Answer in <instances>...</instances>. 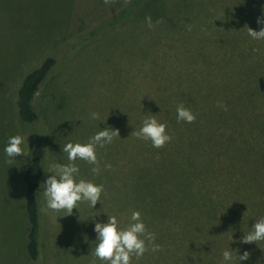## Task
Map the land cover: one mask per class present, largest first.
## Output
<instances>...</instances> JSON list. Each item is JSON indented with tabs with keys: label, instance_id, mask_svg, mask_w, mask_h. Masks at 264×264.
Masks as SVG:
<instances>
[{
	"label": "rangeland",
	"instance_id": "1",
	"mask_svg": "<svg viewBox=\"0 0 264 264\" xmlns=\"http://www.w3.org/2000/svg\"><path fill=\"white\" fill-rule=\"evenodd\" d=\"M96 1L101 0H80L77 11L71 13L73 0H0V139L4 140V148L14 132L19 134L13 108L19 77L47 53L55 58L56 66L34 98L38 116L50 138L45 181L54 174L53 165L70 163L62 151L65 144H86L90 137L107 127L119 130V137L111 144L97 148L101 169L98 175L91 171L94 165L75 161L80 169L77 180L104 185L105 192L96 206L92 208L89 202L82 201L72 215L52 210L42 212V264H106L94 256L97 244L94 227L97 222L106 223L108 216L113 215L121 228L131 223L130 203L123 210L120 207V212H114L119 179L121 184L122 179L127 182L123 192L129 193L130 160L132 164L135 148L146 143L131 134L143 126L146 117L155 115L161 122L168 101L178 102L185 96L184 85L185 93L193 94L189 81L210 79L212 72H199L198 68L222 58L237 59V55L228 56L237 47L242 48V82L248 85L246 94L253 96L251 104L247 95L242 98V127L255 126L258 142L264 140V84L256 87L258 79H264V40H254L248 35V27L256 31L264 27L257 24V18L264 17V0H184L176 4L167 0L163 13L134 11L97 38L79 44L74 52L68 44H58L62 42L58 38H67L75 31L73 26H79L77 30L83 27L84 32L80 34H84L108 15V5L98 6ZM29 13L33 19L29 20L31 27L26 29L23 21ZM37 13L45 17L43 29L35 24L32 27ZM149 16L152 28L146 22ZM157 20L162 22L157 24ZM219 78L212 84L217 86ZM153 106L158 110L152 114ZM93 112L99 114V119L92 118ZM30 130L36 131L24 128L23 132ZM243 155L245 150L242 152L245 164ZM3 157L0 158V249L3 253L0 264H14L16 231L21 228V220L14 219L11 195L12 191L15 196L17 192L20 195L26 156L16 157L11 164L6 162L7 156ZM105 164H111V169L106 170ZM242 169L246 171L245 176L242 174V184H247L248 169ZM219 176L212 180L218 185L212 198L225 199L226 177L229 179L235 174L223 170ZM254 180L262 185L264 175ZM167 186L163 183V188ZM44 189L45 185L43 207ZM208 189L212 193L210 185ZM236 192L241 196L246 193L243 188L242 192ZM203 227L206 229L207 223ZM18 255V262L27 264L22 252Z\"/></svg>",
	"mask_w": 264,
	"mask_h": 264
},
{
	"label": "trees",
	"instance_id": "2",
	"mask_svg": "<svg viewBox=\"0 0 264 264\" xmlns=\"http://www.w3.org/2000/svg\"><path fill=\"white\" fill-rule=\"evenodd\" d=\"M165 1L167 0H114L107 6L108 15L90 30L80 34L84 32V28L77 30L79 26H73L75 31L67 38H58L57 41H62L58 44H68L74 52L79 44L97 38L134 11L163 13L166 9ZM169 1L176 4L184 0ZM27 3L29 4L28 1ZM79 4L80 0H73L70 12L77 11ZM96 4L102 6L104 3L101 0L96 1ZM30 14L23 21L26 29L31 27L29 20L33 16L30 17ZM44 21L45 17L37 13L32 27L35 24L37 28L43 29ZM83 22L82 20L80 24ZM202 43L204 39L201 38ZM73 44L78 45L74 47ZM68 53L72 55L71 52ZM232 55H237L238 58H222L206 64V67H197L199 72H212L210 79L204 82L189 81L187 84L192 86L195 93H185L184 85L185 96L178 102L169 100L165 105L164 117L160 123L167 125L166 131L172 136L171 142L160 149L154 148L151 141L135 148L132 164L130 160L129 193L123 192L127 182L122 179L121 184L119 179L118 201H115L117 206L114 212H120L121 208L123 210L130 203L133 211L141 213L147 229L155 233V243L162 249L158 252H146L139 260L134 258V264H222L223 251L231 250L235 254L237 249L238 255H242L244 251L250 253V258L241 264H264V241L257 244L240 242L243 235L252 231L254 223L264 218V183L260 185L254 180L255 177L264 175V140L263 143L258 142L254 133L255 126L242 127V98L246 97L248 88L242 82V48L238 50L237 47L236 51L228 53V56ZM55 66L53 56L49 53L42 55L37 64L29 66L23 72L14 89L15 125L18 126L19 135L25 138L22 147L26 150L20 178L21 192L20 195L17 192L15 196L12 191V202L10 201L14 208V219L21 220V228L16 231L18 240L13 250L14 264L19 261L20 252L27 264H42L41 209L50 138L45 124L38 116L34 98ZM221 75H224L223 81ZM219 76L220 82L215 86L212 82L217 81ZM262 84L264 79L260 78L256 87ZM255 94L257 95L253 93ZM247 97L248 102L253 103V96ZM180 104L196 115L194 123L177 121V106ZM253 107L254 105L251 108ZM156 110L158 108L153 106L150 112L153 114ZM24 128L36 131L30 130L24 134ZM3 143L4 140L0 139V158L2 155L3 158L6 157ZM251 148L252 154L248 156ZM244 150L245 164L242 161ZM242 167L248 169L245 178L247 184H242V174H246ZM223 170L235 176L229 179L226 177L225 199L212 198L215 187L218 186L212 180L220 177ZM163 183L168 186L163 188ZM209 185L212 193L208 189ZM242 188L246 192L245 196L236 192H242ZM205 223L206 229L203 227ZM2 256L0 249V257Z\"/></svg>",
	"mask_w": 264,
	"mask_h": 264
},
{
	"label": "clouds",
	"instance_id": "3",
	"mask_svg": "<svg viewBox=\"0 0 264 264\" xmlns=\"http://www.w3.org/2000/svg\"><path fill=\"white\" fill-rule=\"evenodd\" d=\"M105 5H110L114 0H103ZM149 28L153 27L151 17H146ZM157 20L156 23H161ZM257 24L264 25V17L257 18ZM191 25L188 30L191 31ZM248 27V26H247ZM248 35L254 40H264V27L259 31L248 27ZM259 51V49H253ZM38 96L39 93H36ZM225 111L227 107L225 106ZM93 119H99V114L93 112ZM196 115L183 104L177 106V121L194 123ZM167 125L160 123L155 115L146 117L143 126L131 135L138 139L151 141L154 148H163L167 143L171 142L172 136L166 131ZM119 137V130L105 128L98 131L94 136L90 137L86 144L67 143L62 151L67 154L68 164L53 165L54 174L47 177L44 182L45 206L42 212L52 210L55 212H65L66 215H72L73 209H77L79 202L87 201L94 208L100 201L102 193L105 192L103 184H95L84 179L77 180L79 167L75 161L83 160L90 165H94L91 171L98 175L101 171L100 160L97 157V148H104L105 145L111 144L114 138ZM25 138L19 134L9 137L8 143L4 149L8 157L7 163L11 164L16 157L26 156L22 147ZM105 169L110 170L111 164H105ZM131 223L126 228L120 227V222L115 215L108 216L106 223H95L94 231L97 234V244L94 249V256L106 264H132L133 258L139 260L146 252L161 251V246L155 243V233L149 231L141 218L139 211H133L130 217ZM264 241V218L259 219L252 226V231L241 237L240 242L244 244H252ZM239 250L235 254L231 250H225L222 253V264H241L250 258V253L244 251L242 255H238Z\"/></svg>",
	"mask_w": 264,
	"mask_h": 264
}]
</instances>
